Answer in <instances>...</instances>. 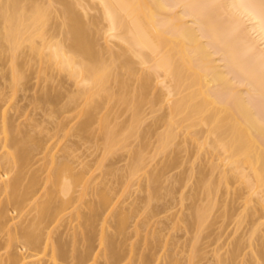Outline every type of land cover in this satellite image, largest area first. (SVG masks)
Returning <instances> with one entry per match:
<instances>
[{"label":"bare ground","instance_id":"bare-ground-1","mask_svg":"<svg viewBox=\"0 0 264 264\" xmlns=\"http://www.w3.org/2000/svg\"><path fill=\"white\" fill-rule=\"evenodd\" d=\"M262 211L264 0H0V264H264Z\"/></svg>","mask_w":264,"mask_h":264},{"label":"rangeland","instance_id":"rangeland-1","mask_svg":"<svg viewBox=\"0 0 264 264\" xmlns=\"http://www.w3.org/2000/svg\"><path fill=\"white\" fill-rule=\"evenodd\" d=\"M32 95V93H27V97L28 96H31ZM19 104L20 105H24V104H26V102L24 101V100H21V99H19ZM38 117H40V116H38ZM49 126V125H48ZM54 142V141H53ZM99 152L98 151H96V150H94L92 147H90L89 145H84V144H80V146H79V148L77 149V151L74 153V155L78 158V160H79V162L80 161H84V162H87V163H89V164H91V165H93L94 163H95V161L97 160V158H98V156H99ZM123 155L121 156H118V157H116L115 158V160H114V163H115V165H117V168H120V167H122V165L125 163V162H123ZM179 172V170L178 169H176V170H173L172 172H171V174H173V175H175V174H177ZM100 173L99 172H97V171H95V172H93V175L94 176H98ZM170 174V175H171ZM133 191H131V194L133 193V195H134V193H135V191H136V193H137V190L134 188V189H132ZM135 190V191H134ZM141 195V194H140ZM137 196H139V194H136V198H137ZM135 198L134 196H132V195H130V198ZM139 198H141V196L139 197ZM131 200V199H130ZM129 200V201H130ZM128 201V202H129ZM131 203V202H130ZM173 203V206L172 205H166L165 206V204L162 202L161 203V205L163 204L164 206H162V207H164V209L166 208V210H163V208L161 207V205L159 204V205H157L156 204V206H160L162 209H160V211L161 212H163V213H160L161 215H159V219L160 220H158V221H161V220H163V221H165L164 223H165V225H167V223H169V221L167 220V216H170V215H172V214H175V213H178V211L180 212L181 210H183L184 208L183 207H181L180 205H178V204H175L174 202H171V201H167V204H172ZM128 204V203H127ZM239 204V203H238ZM254 205V204H253ZM241 205L239 204L238 205V207L236 206V208H237V210H239L241 207H240ZM243 206V205H242ZM127 207H128V205H127ZM240 211V210H239ZM262 215H264L263 214V211H262V213H261ZM261 215V217L259 218L261 221L263 220V217L264 216H262ZM262 218V219H261ZM157 221V220H156ZM163 221H161V222H163ZM160 222V223H161ZM262 222H264V220L262 221ZM264 225V224H263ZM247 227V226H246ZM245 226H241V227H239V228H236V225H235V222L234 221H231L230 223H228V225L225 227V229H224V233H223V235H222V237H221V239H220V243L222 244V245H224V248L223 249H228V247L226 246L232 239H234V238H240V237H242L243 235H245L246 234V232H247V229L248 228H246ZM263 229H264V227H263ZM167 232V231H166ZM173 236L176 238V240L178 239V238H180V237H182L183 236V233L181 232V231H177V232H175V233H173ZM184 237H182V239H183ZM181 239V238H180ZM179 239V240H180ZM214 247H215V245H213V243H209V242H207L206 243V251L207 252H212L211 250H213L214 249ZM244 253H247V250H245V252ZM243 253V254H244ZM210 254V253H209ZM208 254V255H209ZM242 254V255H243ZM244 255H246V254H244ZM243 255V256H244ZM208 258V259H207ZM206 259L207 260H202L203 262H202V264H211V261H210V259H211V257H207L206 256ZM199 264H201V263H199Z\"/></svg>","mask_w":264,"mask_h":264}]
</instances>
